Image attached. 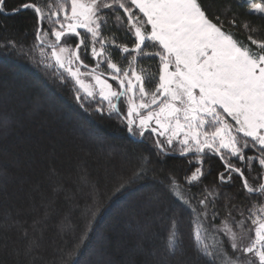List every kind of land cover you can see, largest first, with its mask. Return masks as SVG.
I'll use <instances>...</instances> for the list:
<instances>
[{
	"label": "snow or ice",
	"instance_id": "1",
	"mask_svg": "<svg viewBox=\"0 0 264 264\" xmlns=\"http://www.w3.org/2000/svg\"><path fill=\"white\" fill-rule=\"evenodd\" d=\"M4 4L0 0V13ZM47 7L46 13L28 2L12 11L32 9L38 20L47 18L56 25L50 33L37 29L36 40L44 45L39 48L40 63L57 68L61 80L70 77L75 82V98L82 106L83 100L95 101L98 94L97 112L115 115L133 135L156 137L157 159L177 145L181 157L194 155L189 167L199 166L183 181L189 189L206 175L203 165L209 154L218 157L224 169L218 173L219 184L205 185L198 199L186 195L175 175L155 167L134 172L114 191L149 170L158 173L168 193L194 214V248L204 264H264V23H256L264 21V0H227L216 9L205 0H55ZM234 29L247 33L246 39L237 38ZM49 35L54 39L45 44ZM72 38H78L74 47L66 43ZM3 46L12 49L17 44L7 40ZM89 47L93 67L84 61ZM155 58L158 80L140 64ZM153 82L150 89L147 85ZM121 99L124 110L114 102ZM237 178L239 194L250 207H238L230 194L220 191ZM221 196L225 217L217 225ZM98 211L91 213L93 218ZM38 223L33 221V226ZM178 225L174 217L166 250L175 264H187ZM23 235L27 237V229ZM13 253L19 255V250L13 248ZM75 254L70 252L61 264H72Z\"/></svg>",
	"mask_w": 264,
	"mask_h": 264
},
{
	"label": "trees",
	"instance_id": "2",
	"mask_svg": "<svg viewBox=\"0 0 264 264\" xmlns=\"http://www.w3.org/2000/svg\"><path fill=\"white\" fill-rule=\"evenodd\" d=\"M28 2L46 13L48 4H55V0H5V11L0 13V264H61L73 250L72 264H175L166 250L174 217L179 220L177 239L183 258L187 264H204L194 248V214L168 193L160 182L163 176L149 170L114 190L134 172L155 167L175 175L186 195L196 194L198 199L205 185L219 184L218 173L224 171L219 158L211 154L205 158L206 175L189 189L183 181L199 166L189 167L194 155L181 157L175 148L157 159L155 137L129 133L115 115L96 111L97 100L85 99L82 106L75 98V82L70 77L61 80L57 68L40 63L39 48L44 45L36 40L37 29L50 33L56 25L47 18L38 20L32 9L12 11ZM205 2L216 9L227 0ZM233 31L246 39L247 33ZM52 39L49 35L45 44ZM7 40L17 47L5 48ZM77 42L72 38L66 43L74 47ZM84 61L90 66L96 63L90 47ZM140 64L158 80V58ZM147 86L152 89L155 82ZM142 157L151 159L152 165ZM240 188L237 178L220 191L230 194L238 207H250ZM224 203L221 196L217 225L225 217ZM234 215L240 218L238 212ZM33 221L39 223L34 227ZM13 248L19 255L9 254Z\"/></svg>",
	"mask_w": 264,
	"mask_h": 264
},
{
	"label": "rangeland",
	"instance_id": "3",
	"mask_svg": "<svg viewBox=\"0 0 264 264\" xmlns=\"http://www.w3.org/2000/svg\"><path fill=\"white\" fill-rule=\"evenodd\" d=\"M105 66H106V64H105ZM106 68H107V66H106ZM62 71H63V70H62ZM81 71H88V70L82 68ZM84 79H85L86 81H88L89 83H91V78H90V77H84ZM109 83H111V84L113 85V87H117V88H118V85H116V83H115L114 81H111V80L109 79ZM82 94H83V93H82ZM96 100H97L98 102H100V98H99L98 94H97V96H96ZM114 102H117V103L121 106V109H122V110L125 109V106H124V104H123V99H121V101H114ZM103 106L107 107V102H104V105H103ZM137 135H138V134H137ZM139 137H140V136H139ZM160 139L163 140L164 138L161 137ZM176 148L179 149V146L177 145Z\"/></svg>",
	"mask_w": 264,
	"mask_h": 264
},
{
	"label": "water",
	"instance_id": "4",
	"mask_svg": "<svg viewBox=\"0 0 264 264\" xmlns=\"http://www.w3.org/2000/svg\"><path fill=\"white\" fill-rule=\"evenodd\" d=\"M89 67H93V66H90V65H89ZM87 70H88V69H87ZM155 138H156V137H155Z\"/></svg>",
	"mask_w": 264,
	"mask_h": 264
}]
</instances>
